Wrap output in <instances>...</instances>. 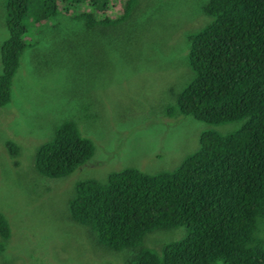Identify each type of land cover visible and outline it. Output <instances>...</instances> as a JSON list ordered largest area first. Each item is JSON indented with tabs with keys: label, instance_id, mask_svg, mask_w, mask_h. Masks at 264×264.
<instances>
[{
	"label": "trees",
	"instance_id": "trees-1",
	"mask_svg": "<svg viewBox=\"0 0 264 264\" xmlns=\"http://www.w3.org/2000/svg\"><path fill=\"white\" fill-rule=\"evenodd\" d=\"M177 2L122 0L119 14L111 17L105 11L110 0H7L0 105L11 98L25 51L43 44L40 29L64 24L84 33L110 26L130 41L134 30L155 26L157 9L166 16ZM197 9L208 20L183 26L189 75L158 111L164 117L178 113L213 124L240 123L224 133L203 130L198 147L171 169L126 166L108 172L104 181H76L68 199L70 218L104 251L126 250L122 264H264V0H202ZM152 42L169 49L166 42ZM90 106L83 102L76 108ZM8 144L16 156V144ZM93 148L74 121L63 120L36 148L34 166L48 177L65 176L83 165ZM178 226H185L184 235L145 242L149 232ZM9 236L0 212V253Z\"/></svg>",
	"mask_w": 264,
	"mask_h": 264
},
{
	"label": "rangeland",
	"instance_id": "rangeland-1",
	"mask_svg": "<svg viewBox=\"0 0 264 264\" xmlns=\"http://www.w3.org/2000/svg\"><path fill=\"white\" fill-rule=\"evenodd\" d=\"M201 1L178 0L166 16L160 7L155 26L134 30L130 41L110 26L84 33L64 24L40 29L43 44L25 51L11 98L0 105V212L10 228L0 264H122L126 250L121 255L104 251L70 218L68 199L76 181H104L108 172L126 166L145 172L171 169L198 147L203 130L224 133L239 125L238 120L213 124L178 113L164 117L158 111L189 75L182 31L189 22L208 20L197 9ZM6 3L0 0V43L7 36ZM121 4L110 0L105 11L116 16ZM153 40L166 42L168 51L153 46ZM83 102L90 108L77 110ZM69 119L93 142L92 154L65 176H45L35 169V150ZM9 142L16 144V156ZM158 231L147 233L145 242L177 238L185 226Z\"/></svg>",
	"mask_w": 264,
	"mask_h": 264
}]
</instances>
